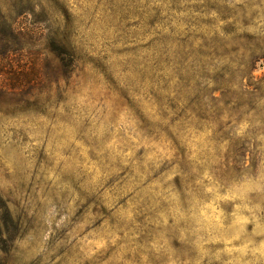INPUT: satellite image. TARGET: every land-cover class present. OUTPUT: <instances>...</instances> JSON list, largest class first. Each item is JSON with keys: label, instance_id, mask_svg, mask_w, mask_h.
<instances>
[{"label": "rangeland", "instance_id": "obj_1", "mask_svg": "<svg viewBox=\"0 0 264 264\" xmlns=\"http://www.w3.org/2000/svg\"><path fill=\"white\" fill-rule=\"evenodd\" d=\"M12 2L0 0L10 20L44 28L17 18ZM60 3L69 16L58 22H73L77 35L81 86L53 108L16 106L0 92V264H264V0ZM190 31L210 54L196 71L208 64L216 78L229 68L219 79L238 100H253L234 120L225 116L236 128L231 141H217L209 126L177 125L175 145L160 131L153 87L137 83L133 49L150 47L140 50L148 64L165 58L152 48L167 40L175 60ZM116 90H139L144 123Z\"/></svg>", "mask_w": 264, "mask_h": 264}, {"label": "trees", "instance_id": "obj_2", "mask_svg": "<svg viewBox=\"0 0 264 264\" xmlns=\"http://www.w3.org/2000/svg\"><path fill=\"white\" fill-rule=\"evenodd\" d=\"M199 1L209 3V0ZM11 6L13 9L17 7V11L14 9L17 18L32 16L36 20L35 25H43L44 28L34 30L17 24L16 19L10 20L12 16H7L5 8L0 4V76H5L0 84V92L6 98L16 100V106L26 104L53 108V100L65 96L70 86H81L77 35L72 27L73 22L65 25L58 22L59 18H68L67 6L60 3V0H16ZM175 11L182 12L180 9ZM55 19L57 20L54 23ZM189 26L200 29L198 23ZM146 34L152 35L151 30ZM203 39L205 38L197 32L190 31L184 40L179 41L181 52L178 54L179 58L175 60L170 57L171 50L167 44L170 42L167 40H155L156 46L152 48L154 55L157 52L163 54L165 58L161 57L159 60L144 58L143 61H150L148 64L141 62L140 50L147 49L150 52V47H137L132 50L135 69L142 68L141 71L134 70L141 74L137 82L139 88L141 86L145 89L148 85L153 87L148 93L159 105L161 119L166 123V127L160 131L166 132L175 145H178L177 125L188 131L209 126L213 128V136L217 141L220 143L225 140L231 141L236 128L228 127L225 116L227 115L229 120H234L243 114V107H252L253 100L246 103L232 95L233 86L230 80L219 79L225 77L222 76L224 72L230 74L227 72L231 71L229 68L223 69L216 78H210L205 74L208 64L204 63V73L196 71L199 59L210 56L209 52L205 51L208 49L207 44L197 45ZM152 70L153 75H150L149 72ZM165 71H171L169 76L163 75ZM210 82L218 87L210 89ZM217 89L221 91L220 97L216 96ZM117 97L119 101L128 103L139 122H145L139 106L140 101H136L137 98H141L139 90H132L131 96L118 91ZM146 98L150 99L147 96ZM147 128L148 126L142 127L143 130ZM251 135L256 137L257 132L253 131ZM249 144L250 142L245 143ZM238 151L246 149L241 148ZM176 187L183 195L188 191L180 179ZM186 197L184 196V199ZM7 216L8 221L14 222L10 213ZM18 226L22 228L21 224ZM0 229L2 231L1 225Z\"/></svg>", "mask_w": 264, "mask_h": 264}]
</instances>
